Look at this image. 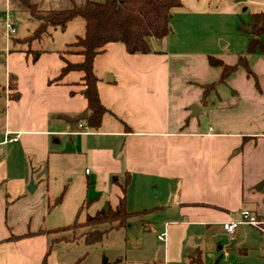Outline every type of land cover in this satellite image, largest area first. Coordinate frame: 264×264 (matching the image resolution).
Listing matches in <instances>:
<instances>
[{
    "label": "crops",
    "instance_id": "crops-1",
    "mask_svg": "<svg viewBox=\"0 0 264 264\" xmlns=\"http://www.w3.org/2000/svg\"><path fill=\"white\" fill-rule=\"evenodd\" d=\"M30 1L46 10L85 0ZM181 2L172 9L169 33L176 25L182 27L176 18L187 14L192 4L202 12L215 3L228 4L231 10L245 5L250 14L264 11V0ZM7 9L13 24L12 10H24L19 0H0V14L5 16ZM29 19L33 21L31 33L39 21L30 15ZM249 24L243 25L248 35L241 49L231 48L227 53L192 48L185 41L182 46L171 45L169 33L163 38L150 37L147 53H128L119 42L107 43L93 60L99 98L108 109L97 129L83 121L87 115L83 73L70 70L58 77L65 60L83 58L77 51H64L83 36L84 20L76 17L64 27L49 26L40 39L29 44L7 35L5 29L9 42L19 45L8 47L3 59L7 88L0 126V264H41L46 244L44 232L37 231L45 230L42 224L50 208L51 177L58 192L67 176L71 181L83 173L85 195L80 205L85 208L100 198L104 206L108 202L114 206L126 173L130 174L128 186L146 181L156 192L174 195L178 209L177 217L168 219V260H179L186 239L200 233L195 225L222 227V222L244 208L262 212L264 190L255 185L264 180V53L247 54L252 74L238 66L204 100L201 87L220 75L219 67L209 65L208 55L233 64L238 55L245 54ZM68 27L75 31L58 35L62 41L55 47L34 45L43 39L54 40ZM107 73L111 80H106ZM10 79L15 84L12 89ZM191 104L200 107L197 116L191 115ZM79 122L85 123L87 133L80 131ZM7 132L10 137L17 135V140L3 142ZM30 179L36 185L31 193L26 189ZM256 231L248 225L238 226L230 238L237 243L229 251L236 249L247 258ZM260 248L248 264H264V244ZM192 249L200 250L198 245ZM47 264H57L53 254Z\"/></svg>",
    "mask_w": 264,
    "mask_h": 264
},
{
    "label": "rangeland",
    "instance_id": "rangeland-1",
    "mask_svg": "<svg viewBox=\"0 0 264 264\" xmlns=\"http://www.w3.org/2000/svg\"><path fill=\"white\" fill-rule=\"evenodd\" d=\"M235 1L242 2L244 0ZM192 7L193 4L187 8V14L176 18L182 23V27L176 25L175 29L168 34L171 45H177L178 43L181 45V42L185 41L186 44L195 46L192 48L206 51H214L215 49L218 52L227 53L231 48H240L243 42L246 41L248 33L243 25L251 21V14L248 10H244L245 5H239L235 7L236 9L231 10V6L228 4L218 5L215 3L213 6L211 5L214 11H211L210 8L208 9L210 11L206 10L205 12L195 10ZM12 12L15 19L13 36L22 39L30 35L29 31L33 21L29 19V14L25 10L14 9ZM3 17L4 15L0 14V126L3 122L4 93L7 88L3 59L8 52V47L16 48L19 45L9 42L6 38ZM176 19L173 20L178 23ZM74 31V27H68L64 34L55 35L54 40L44 41L43 39L38 45L36 43L34 45L38 48L55 47L62 41L61 38H58V35L62 37ZM6 45L7 48L5 49ZM70 177L67 176L64 179V185L57 190L58 192L54 191L56 182L52 177L50 178V187L47 191L50 208L45 214L43 228L50 229L63 226L75 219L82 221L87 214H94L97 209L104 206L103 198L94 199L89 206H86V208L83 206L81 211L77 212L81 206L80 204L84 201L86 176L82 173L75 177L72 176L73 179L68 181ZM144 183L132 182L126 188L125 195L127 196L126 209L128 211L146 209L145 212L140 211L133 214L127 219V225L124 228L109 231L102 242L92 245L84 243L80 228H74L72 231L59 234L44 233L42 235H44L46 244L45 250H50L46 258L53 254L57 264H99L102 255H105L111 262L118 259L116 264H190L189 258L196 254V251L194 252L192 249V246L195 245H198L200 249L203 264H248L250 259L259 255L260 245L264 244V235L258 231L249 242L253 248L248 257L245 258L236 249L229 251V248L237 242L231 240L222 227H199L195 225L196 231L199 229L200 233L186 239L179 260H168V219L177 217L178 204L174 195L173 198L168 195V191L156 192L157 188L149 187L146 181ZM64 188L66 189L61 194ZM170 190L174 191L172 187H170ZM92 196V191L89 190L88 198ZM60 198H62V201L58 202L57 200ZM162 231H166V234L164 239L160 240L158 235ZM198 239L201 240L196 242ZM51 243L52 245H50Z\"/></svg>",
    "mask_w": 264,
    "mask_h": 264
},
{
    "label": "trees",
    "instance_id": "trees-1",
    "mask_svg": "<svg viewBox=\"0 0 264 264\" xmlns=\"http://www.w3.org/2000/svg\"><path fill=\"white\" fill-rule=\"evenodd\" d=\"M19 2L31 18L39 21L38 26L30 35L18 39L20 42L30 43L40 39L49 26L64 27L68 21L76 17L84 20L83 36L77 37L75 42L68 45L69 48L76 47L77 49L70 50L67 48L64 51H77L83 55V58L78 62L65 60L58 77L70 70L83 73L82 94L87 103L85 110L87 115L83 121L93 129L100 126L102 115L108 110L99 98L98 77L93 69L94 57L110 42L123 44L128 53H147L150 50L148 38L165 37L170 32L172 9L182 5L181 0H85L82 4H73L68 8L42 10L38 9L36 4L30 0H19ZM249 26L251 31L245 54L238 55L235 63L228 64L213 55L207 56L209 65L220 68V75L216 81L201 85L203 100L207 92L214 89L218 83L224 82L226 77L238 66H243L248 75L252 74L247 63V54L264 53V11L252 13ZM37 54L35 52L33 59L36 58ZM8 86L10 89L15 87L13 80L10 79ZM129 181L130 174L126 173L124 181L120 183L121 196L114 206L108 202L104 207L96 210L94 214H87L82 221L75 219L63 226L40 229L37 233L59 234L80 228L85 244L92 245L102 242L109 231L124 228L130 216L140 211H146V209L140 211H128L126 209L125 192ZM82 208L83 206H80L77 212L81 211ZM32 233L29 232L28 235ZM49 251L47 249L41 264H47L46 255ZM117 261L118 259L111 262L105 255H102L99 264H116ZM189 261L190 264H203L199 251L196 252L195 256L190 257Z\"/></svg>",
    "mask_w": 264,
    "mask_h": 264
},
{
    "label": "built area",
    "instance_id": "built-area-1",
    "mask_svg": "<svg viewBox=\"0 0 264 264\" xmlns=\"http://www.w3.org/2000/svg\"><path fill=\"white\" fill-rule=\"evenodd\" d=\"M5 28L7 35H11L15 32V27L13 24V18L11 12L7 9L5 11ZM80 131L83 133H87L88 129L84 122H79L78 124ZM9 132H7L6 137L3 142L15 141L17 140V135L8 136ZM88 171V169H86ZM240 225H248L256 230H258L262 235H264V211L256 212L248 209H239L236 216L230 220L222 222L223 230L232 238L234 231ZM165 237V233H160L158 238L163 240Z\"/></svg>",
    "mask_w": 264,
    "mask_h": 264
},
{
    "label": "water",
    "instance_id": "water-1",
    "mask_svg": "<svg viewBox=\"0 0 264 264\" xmlns=\"http://www.w3.org/2000/svg\"><path fill=\"white\" fill-rule=\"evenodd\" d=\"M171 17V15H170ZM109 74L107 73L106 74V80H111V78H109ZM189 109L191 110V115H194V116H197L200 112V107L197 105V104H191L189 106ZM36 187V185L34 184L33 182V179H30L28 185L26 186V189L28 190V192H33L34 188ZM255 188L257 190H261L263 189L264 190V180H261L260 182H258L256 185H255Z\"/></svg>",
    "mask_w": 264,
    "mask_h": 264
}]
</instances>
